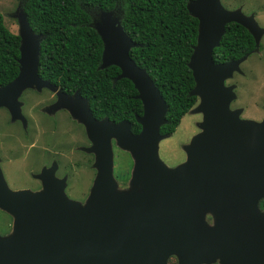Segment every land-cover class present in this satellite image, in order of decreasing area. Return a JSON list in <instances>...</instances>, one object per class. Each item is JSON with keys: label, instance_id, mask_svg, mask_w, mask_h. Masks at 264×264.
<instances>
[{"label": "water", "instance_id": "1", "mask_svg": "<svg viewBox=\"0 0 264 264\" xmlns=\"http://www.w3.org/2000/svg\"><path fill=\"white\" fill-rule=\"evenodd\" d=\"M186 7L198 21L188 68L194 81L189 95L199 104L189 112L201 114L202 122L200 132L183 146L184 162L169 167L160 159L159 143L170 137L160 134L168 106L146 70L131 59L135 45L116 12L100 11L98 22L91 23L103 43L100 69L115 66L120 70L117 80L133 84L143 108L137 119L141 130L133 135L127 123L96 121L77 93L71 101L59 96L58 103L84 125L92 142L87 152L94 153L98 174L80 205L64 193L49 197L44 191H12L0 171V210L13 218L10 233L0 235V264H63L68 260L54 257L62 253L77 254L82 264H125L131 260L111 254L130 251L157 252L153 260L163 263L176 255L178 264H264V212L259 208L264 199V120H242L239 111L229 109L235 95L224 82L245 56L213 61L228 23L241 25L256 45L264 29L253 15L227 10L220 0H191ZM14 17L19 71L0 87V107L9 110L12 120L22 117L18 98L24 90L56 88L38 77L43 38L32 31L22 8ZM112 139L133 162L125 190L113 176ZM207 215L212 224L206 222ZM138 238L153 241L143 244Z\"/></svg>", "mask_w": 264, "mask_h": 264}, {"label": "trees", "instance_id": "2", "mask_svg": "<svg viewBox=\"0 0 264 264\" xmlns=\"http://www.w3.org/2000/svg\"><path fill=\"white\" fill-rule=\"evenodd\" d=\"M191 0H20L30 28L40 43L38 75L65 94L78 93L94 118L134 123L141 114L137 91L127 79L117 80L115 66L100 69L103 43L91 27L93 12H117L125 34L134 43L129 55L146 70L166 102V124L160 133L172 135L182 118L197 104L189 58L196 44L198 21L187 11ZM20 39L4 25L0 13V87L18 75ZM252 37L242 26L228 23L215 64L243 58ZM264 211V199L259 202Z\"/></svg>", "mask_w": 264, "mask_h": 264}, {"label": "flooded vegetation", "instance_id": "3", "mask_svg": "<svg viewBox=\"0 0 264 264\" xmlns=\"http://www.w3.org/2000/svg\"><path fill=\"white\" fill-rule=\"evenodd\" d=\"M242 13L245 16H248L250 14L253 15L257 25L261 29H264V21L263 23H260L258 18L259 16L256 12L253 13L242 12ZM260 19H264V16L263 17L260 16ZM250 36L252 37V43H253L251 52L245 55L246 59L240 63L239 70L234 72L233 75L238 74L240 76H244L245 74L242 71V69H245V67L250 66L252 68V67H257L258 65L259 66L264 65V59L262 60V58L264 57V33L261 35L258 41V45H256V41L254 37L252 35ZM253 54L257 55L255 61H248ZM259 58L261 59L259 60ZM246 63L248 65H246ZM38 77L43 82H48L50 86L53 85L49 81L42 79L39 75ZM55 87L56 88L54 90H51L48 87L37 88L34 86L32 88H28L24 90L21 93L20 97L18 98V102L20 103L21 114H22V117L19 119L12 121L9 110L6 107H0V171L7 186L12 191L25 190L31 193H39L44 191V193L48 192L49 197H51V195H55V196L60 195L61 197L62 193H64V195L70 201L79 203L80 205H84L89 196L91 188L88 189L80 188L79 190H77L78 189L76 187L77 184L72 183L71 173L73 174L76 173V169L72 164H68V163L73 160L77 161L81 159H77L76 157H74L73 159L68 158V151L72 150L71 143L75 141V140H71L70 135H68L69 130L70 132L72 130H76V132L80 131L81 133L83 132L84 134V137L87 141V146L84 147L80 143V150H78L79 148L77 149V151L80 154H82L83 152L87 153V151H84L83 148L90 147V144H92V142L89 141L87 138L84 125H82L80 122L74 119L69 113V111L66 108L62 107L61 103H58L59 96L64 97L65 95V98L68 101H71L74 99V96L76 95L77 92L74 94H65L61 91L59 87L57 86ZM25 93L27 94V100L24 101V99L21 100V97L24 96ZM58 93H61V95H58ZM80 98L88 106L87 101L83 99L81 96ZM36 100H40V102L34 105ZM25 103H27L30 106V109H32L33 105H34L33 109H35L36 107L35 114L31 115L30 113L29 114L25 113L26 112L24 110ZM262 111H263V115L259 116L257 118L258 120H254L253 118L255 117L251 116L252 120L257 122L264 120V110ZM142 114H143V108L141 114L133 112V117H134L133 124L125 119L114 123L108 120L107 118L98 120L94 118L92 114L91 116L98 122L105 120L110 124H119L122 122L127 123L129 124L131 133L133 135H137L141 130V125L138 123L137 119L140 116H142ZM241 115L242 112L240 114V118ZM242 119H248V118H242ZM67 124L70 125L69 130L67 129V126L65 127V125ZM160 134L167 135L164 134V132ZM111 146H115L114 140H111ZM88 154L92 157L91 167H93L94 170V176H93V181H94L95 177L98 174V170L94 166L95 155L94 153H88ZM130 160L132 162L131 157ZM182 162L183 160L176 163L174 166ZM70 165H72L73 167L74 170L73 172H68L70 171L68 170V166ZM114 170L115 169H114V158H113V172ZM114 178L117 182H119L120 190H125L129 185L131 172L125 174L124 176L121 175L118 176L117 174H115ZM75 195L76 197H74ZM0 214L3 220L1 225L0 235L5 236L8 235L11 231L13 225V218L11 215L1 210H0ZM206 222L208 224L209 223L212 224V218L210 215L206 216ZM111 241L115 242L114 240ZM137 241L138 243L148 244L151 243V241H153V238H138ZM138 248L143 249L140 246ZM132 249H137V248L132 247ZM111 255L131 260L130 262L125 264H178V258L176 255H169L165 263L159 260L158 261L153 260L154 258H157V255H159V253L157 252L152 253L146 251L144 252L130 251L121 254L113 253ZM54 257L60 259H67L68 261L63 262V264H82V258L80 256H77V254L62 253L58 255L55 254ZM211 264H219V263L215 262Z\"/></svg>", "mask_w": 264, "mask_h": 264}, {"label": "rangeland", "instance_id": "4", "mask_svg": "<svg viewBox=\"0 0 264 264\" xmlns=\"http://www.w3.org/2000/svg\"><path fill=\"white\" fill-rule=\"evenodd\" d=\"M220 1L224 6V8L227 10L240 9L242 10L241 12L244 13L256 12L259 16L258 18L260 23H263L264 21V19H260V16L262 17L264 16V0H220ZM19 7L21 8L20 0H0V13L3 16L4 25L11 33L15 35L19 34L18 32L19 25L17 19L14 17V13ZM114 16L119 18L117 12L115 13ZM98 18H99V12H93L92 19H94V22L97 23ZM256 57L257 55L253 54L248 61H255ZM260 59L261 58H259V60ZM263 59L264 57L262 58V60ZM246 65L248 64L246 63ZM242 71L245 74L244 76L234 74L229 79H227L228 81L226 80L224 82L225 86L227 84L226 87H233L232 91L234 92L235 95V99L231 101L232 103H230L229 109L232 112L239 111L240 112L239 118L242 112L240 119L248 118L242 120H252L251 116L255 117L253 118L254 120H258L257 118L263 115L262 110H264L263 108L264 107V65L263 66L258 65L257 67H252V68L250 66L245 67V69H242ZM22 99H24V101L27 100L26 93L24 94V96L21 97V100ZM39 102L40 100H36L34 105H36V103ZM198 104L199 102L197 99V104L192 109H194ZM33 106L32 109H30V106L27 103H25L24 105L25 108L24 110L26 111L25 113L26 114L30 113L31 115L35 114L36 107L35 109H33ZM20 113H21V108H20ZM200 122H202L201 114H192L188 111V113L182 118L174 134L162 140L159 143V157L167 166L173 167L176 163L182 160L184 162V160L186 159V154L183 150V146L188 144L190 140L198 132H200V129L198 128ZM66 126L67 129L69 130L70 125L67 124L65 125V127ZM68 135H70L71 140H75L73 141V143H71L72 150L68 151V158L73 159L74 157H76L77 159H81L77 161L73 160L68 163V164H72L76 169V173L74 174L71 173L72 183L77 184L76 185V187L78 188V189L76 188L77 190H79L80 188L83 189L91 188L93 184L92 182L94 176V170L93 167H91L92 157L88 154L90 152L87 153L83 152L82 154H80L77 151L78 148H79L78 150H80V143L84 147L87 146V141L84 137V134L83 132L81 133L80 131L76 132V130H72L70 132L69 130ZM88 140L90 141L89 138ZM91 146L92 144H90V147ZM88 148H83V150L87 151ZM112 152H113L114 169H115L113 172V176H115V174H117L118 176L119 175L124 176L125 174L132 172L133 162H131L130 160V154L117 147L116 143L115 146H112ZM72 165L68 166V170H70L68 172L74 171ZM116 183L118 188L120 189L119 182L116 181ZM127 188H129V185ZM74 197H76V195ZM2 222L3 220L0 214V230H1Z\"/></svg>", "mask_w": 264, "mask_h": 264}]
</instances>
